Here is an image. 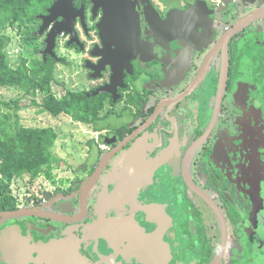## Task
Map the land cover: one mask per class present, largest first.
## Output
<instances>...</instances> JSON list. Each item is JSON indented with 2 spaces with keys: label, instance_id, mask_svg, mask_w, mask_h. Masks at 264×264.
Masks as SVG:
<instances>
[{
  "label": "flooded vegetation",
  "instance_id": "obj_1",
  "mask_svg": "<svg viewBox=\"0 0 264 264\" xmlns=\"http://www.w3.org/2000/svg\"><path fill=\"white\" fill-rule=\"evenodd\" d=\"M23 1L28 41L45 49L51 30L73 34L40 53L104 108L72 178L41 181L0 211L26 212L0 217V264H16L15 245L18 262L60 242L86 264H264V0ZM113 75L115 94L94 95ZM127 172L131 191L117 199ZM13 226L15 239H1Z\"/></svg>",
  "mask_w": 264,
  "mask_h": 264
},
{
  "label": "trees",
  "instance_id": "obj_2",
  "mask_svg": "<svg viewBox=\"0 0 264 264\" xmlns=\"http://www.w3.org/2000/svg\"><path fill=\"white\" fill-rule=\"evenodd\" d=\"M29 9L30 5L23 0H0V16L12 22L19 19L29 22L33 17ZM9 43L10 39L0 34V89L19 87L26 95L40 94L41 102L37 106L41 112L53 117L67 115L74 122L91 126L94 132L99 130L103 100L84 91L65 90L57 95L52 90V85L57 83L54 59L48 56L44 60L40 50L27 41L24 46L31 52L13 66L7 57ZM58 139L52 127L21 126L12 124L8 116L0 117V211L17 208L11 189L15 180L28 176L31 181L38 178L54 181L53 166L60 162L53 151ZM93 142L90 140L89 145Z\"/></svg>",
  "mask_w": 264,
  "mask_h": 264
},
{
  "label": "rangeland",
  "instance_id": "obj_3",
  "mask_svg": "<svg viewBox=\"0 0 264 264\" xmlns=\"http://www.w3.org/2000/svg\"><path fill=\"white\" fill-rule=\"evenodd\" d=\"M31 31L32 29L30 28H20L17 22L6 20L0 16V34L10 39L7 57L11 65L16 66L23 57L31 52L29 47L24 46L25 42L28 41L27 37ZM36 48L42 50L43 46L39 45ZM67 75V72L65 75L63 74L61 66L57 69V83L52 85V90L57 95H61L65 90L80 91L83 89L80 81L74 78L73 80H69L66 77ZM40 102V94L35 96L26 95L19 87L1 88L0 117L8 116L12 124L15 122L21 126H49L54 128L59 135V139L53 151L59 157L60 162L53 166V175L54 177L72 178L88 156L90 148L88 142L92 139L97 140V134L91 126L74 122L67 115L53 117L45 112H41L40 107L37 106ZM115 121L113 120L112 123H116ZM41 181L46 186L49 184L48 181L41 180L40 178L31 181L28 176L15 180L11 187L13 196L23 201L29 189L39 185Z\"/></svg>",
  "mask_w": 264,
  "mask_h": 264
},
{
  "label": "water",
  "instance_id": "obj_4",
  "mask_svg": "<svg viewBox=\"0 0 264 264\" xmlns=\"http://www.w3.org/2000/svg\"><path fill=\"white\" fill-rule=\"evenodd\" d=\"M169 22H170V19H167L165 21V23H169ZM189 29H192V31H196L197 34L199 33L202 34L204 32L203 27L201 26L200 23H197L194 27H189ZM62 32H65V34L67 35L71 34L69 33V31L55 30V29L51 30L48 33L47 38L45 40L46 46H45V49L42 51L43 57H45L46 55L54 56L53 51L55 47V38L58 35H60ZM126 33L129 35V40H133V38L136 40L138 38L137 32L134 30H127ZM100 35L102 36L101 30H100ZM71 36H73V34H71ZM102 39L106 41L103 36H102ZM116 81L120 82V75L118 76ZM114 85H115V75L111 77L110 83L108 85H105L104 87L100 89H97V91H95L93 94L94 95L101 94V93L115 94ZM140 151H141V144L138 142L134 144L132 148L125 153L124 161L127 164V166L134 165L133 162H135L137 156L140 154ZM162 163H163V157L155 158L147 163L148 167L150 168V172L147 173V175H145V179L147 181L146 184L152 181V176H153L152 170L156 167H159ZM143 167H146V166L144 165ZM132 176L133 175L132 174L130 175L129 172H127V174H124V176H122L123 179L121 180V184H119L116 190V193H115V196L117 199L126 196L131 191L130 189L126 188V182ZM139 189H140L139 186H136L133 189V192ZM25 213L26 212L21 211V210H16L13 212H3V213H0V217H4L6 219H17V218L25 217L26 216ZM17 231H18L17 226L8 227L3 232L1 239H3L4 241H10V240L13 241L15 239V235H17ZM10 251L13 257L16 258V264H28V263H32V264H86V262L83 260L82 256L80 255L77 247L73 243L60 242V243H51L43 247L41 246V248L37 250L36 258L27 259L26 255L28 254L24 252L19 255L22 257V259H19L18 262H17V245L11 248ZM30 255L31 254H29V256Z\"/></svg>",
  "mask_w": 264,
  "mask_h": 264
}]
</instances>
